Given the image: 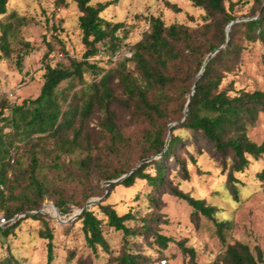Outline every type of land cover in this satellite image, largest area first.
<instances>
[{
	"label": "rangeland",
	"instance_id": "374dc122",
	"mask_svg": "<svg viewBox=\"0 0 264 264\" xmlns=\"http://www.w3.org/2000/svg\"><path fill=\"white\" fill-rule=\"evenodd\" d=\"M97 3H107L100 17L123 23V30L118 31L120 40L114 51L107 39L97 42V52L88 58V62L97 64L99 71H86L82 79L62 81L57 88L60 98L62 94L68 98L74 94L81 97L89 84L108 71L114 73L121 69L123 64L137 76L134 62L126 59L131 57L134 44L148 31L149 16L161 15L165 25L181 23L195 28L204 22L203 9L194 6L190 0H91L89 4L95 6ZM251 4L252 0H224L228 13L242 20L244 18L240 16L248 13ZM81 14L72 0L57 4L55 0H7L6 12L0 14V37L3 25H11L6 38L8 54L0 50V129L3 133L12 130L9 126L3 127L7 122L1 120L2 116L9 115L13 105L38 95L47 64L67 67L70 59L82 60L87 46L82 42L79 27ZM225 33L228 38L229 30ZM241 42L239 53L229 56V70L224 72L219 89H228L230 93L238 89L264 91V47L259 42L243 39ZM111 84L115 95L123 97L116 78ZM179 100L180 96H176L171 104L175 111L172 116L181 114ZM112 107L124 130L141 140L146 125L135 122L124 103L116 101ZM101 115L96 108L83 129V133L89 135L90 150L82 146L70 154L62 153L56 157L58 152L52 150V139L44 142V151L38 150L39 164L34 176L46 186L44 198L38 211L16 213L0 226L3 229L20 219L11 233L4 235L0 230V264H45L47 239L40 236L45 229L52 234L53 259L50 264H116L125 252L136 254L141 264H159L162 257H166L167 264H224V252L235 242L247 245L253 255H256V249L264 250V181L258 178L264 170V155L248 156L247 166L232 173L236 179L233 194L225 182L227 172L221 156L201 136L194 135L179 121H171L168 125L174 129L170 136L167 133L168 139L173 136L179 139L173 154L167 158L159 155L149 158L162 164L163 182L152 184L136 179L130 187L114 183L109 189L108 185H103L106 171L116 167L133 168L142 162H148L145 172L154 175L156 169L149 159L138 160L142 152L138 147L130 148L121 157L110 153ZM247 135L255 143L264 141L263 113H259L255 123L248 127ZM25 143L24 139L18 138L11 152L14 161H11L13 168L8 170V177L15 194L6 204L12 210L23 202V193H30L27 172L30 155ZM86 155L93 157L88 176L83 175L79 167V161ZM170 184L218 208L217 217L229 222L222 239L210 219L195 213L185 201L169 193ZM4 193L7 194V190ZM88 194H97L91 199L104 196L101 202L88 209L103 219L101 231L107 250L101 246L91 249L87 245L81 219L61 222L84 205V197ZM60 199L67 211L63 214L54 203ZM99 203L112 205L119 215L127 211L133 213L135 218L126 222L133 233L124 237L120 230L107 226ZM52 205L61 221L55 217ZM33 215L37 218H32ZM0 217H5L1 209ZM157 234L167 239L165 246L156 240Z\"/></svg>",
	"mask_w": 264,
	"mask_h": 264
},
{
	"label": "trees",
	"instance_id": "16d2710c",
	"mask_svg": "<svg viewBox=\"0 0 264 264\" xmlns=\"http://www.w3.org/2000/svg\"><path fill=\"white\" fill-rule=\"evenodd\" d=\"M72 1L76 2L82 13L78 18L79 27L82 42L87 46L82 60L70 59L67 67L47 64L38 95L34 99L24 100L20 105H13L9 109V115L2 116L1 119L7 122L3 127L9 126L12 130L11 133H3L0 129V209L5 216L3 218L10 219L19 212L40 209L46 186L35 178L34 172L39 164L38 150H45L44 142L47 139H52V150L58 152L56 157L62 153L70 154L82 146L90 150L91 141L89 135L83 133V129L96 108L102 114L101 124L108 140L109 152L121 157L130 148L138 147L142 150L138 160L149 159L153 155L167 158L173 154V148L179 139L174 136L168 139L167 133L170 136L174 129L168 123L179 121L181 126L194 135L201 136L221 156L227 172L225 182L234 194L236 179L232 173L247 166L248 156L258 158L264 155V141L255 143L247 135L248 127L255 123L258 114H264V91L238 89L230 93L228 89L219 87L224 72L229 70V56L239 53L242 39L259 42L264 47V0H252L248 13L240 16L244 19L230 26L228 38L225 28L236 18L225 9L224 0H190L194 6L201 7L204 11V22L195 28L181 23L165 25L161 15H151L148 19V31L134 44L131 57L126 59L134 62L137 76L123 64L121 69L114 73L108 71L89 84L81 97L74 94L68 98L61 93L60 98L57 88L62 81L82 79L86 71H99L97 64L88 62V58L97 52L95 44L107 39L110 49L114 51L120 40L118 31L123 30L122 22H111L100 17L99 14L107 3L91 6V0ZM60 2L62 0H55L56 4ZM6 3L7 0H0V14L6 12ZM10 28V24L3 25L0 37V50L5 54L9 51L6 38ZM212 51L215 52L199 74L205 56ZM262 58L264 61V54ZM114 78L121 86L123 97H117L114 93L111 84ZM176 96H180L181 114L172 116L175 111L171 109V104ZM188 96L190 97L184 110ZM116 101L124 103L130 109L135 122L146 125L142 130L143 135H140L141 140L136 135H129L117 120L112 107ZM38 134L42 135L35 137ZM18 138L24 139L29 147L30 163L27 172L30 176V193H23V202L12 210L6 204L15 194L8 170L13 168L11 152ZM150 161L156 169L154 175L145 172L148 162H142L133 168L116 167L112 171H106V181L128 173L120 182L109 183V189L113 188L114 183L130 187L136 179L152 184L162 183V164L158 165L157 160ZM92 164L91 155H86L79 161L83 175H90ZM258 178L264 181V170L258 174ZM5 190L7 194L4 193ZM168 190L171 195L185 201L195 213L210 219L219 238H223L229 222L217 217L218 208L215 205L206 203L204 199L194 198L172 184ZM94 195H86L85 203ZM54 203L60 214L67 212L63 200H56ZM98 207L106 218L107 226L120 230L124 237L133 233V229L126 225V222L135 218L133 213L127 211L119 215L110 204L99 203ZM32 218L37 216L33 215ZM76 218L81 219L87 245L91 249L101 246L107 250L108 245L101 231L103 219L96 217L88 207ZM19 222L20 219H16L0 230L4 235L11 233ZM40 236L47 239L45 264H50L53 259L52 234L45 229ZM156 240L165 246L167 239L157 234ZM189 252L192 254L191 250ZM223 255L224 264H264V250L256 249V255H253L248 246L240 242L228 245ZM116 264L141 263L136 254L125 252L118 257Z\"/></svg>",
	"mask_w": 264,
	"mask_h": 264
},
{
	"label": "water",
	"instance_id": "95a60500",
	"mask_svg": "<svg viewBox=\"0 0 264 264\" xmlns=\"http://www.w3.org/2000/svg\"><path fill=\"white\" fill-rule=\"evenodd\" d=\"M239 20H242V19H235V20L231 21V22L227 25V27H226V32H228L230 26H231L234 22L239 21ZM221 47H222V46H220V48H221ZM215 51H216V50H215ZM215 51H212L211 53H209V54H207V55L205 56L204 61H203L202 66H201V69H200V71H199V74H200V73L202 72V70L204 69V66H205L207 60L210 58V56H211ZM189 97H190V96H188V98H187V101H186V104H185L184 110L186 109V105H187V102H188V100H189ZM130 172H131V171H130ZM127 175H128V173L123 174V175H121L120 177H118V178H116V179H114V180L106 181V182H104L103 185H104V186H107L109 183H112V182H120V181H121L125 176H127ZM103 198H104V196L88 200V201L84 204V206H83L82 208H80L75 214H73V215H72L69 219H67L66 221H61V220L59 219L58 212H57L56 208H55L53 205H52V207H53L54 212H55V217H56L59 221H61V222H67V221H70V220L75 219L76 217H78V216L83 212V210H84L86 207L91 206L92 204L101 201ZM30 213H34V212H30Z\"/></svg>",
	"mask_w": 264,
	"mask_h": 264
},
{
	"label": "built area",
	"instance_id": "2783aa9c",
	"mask_svg": "<svg viewBox=\"0 0 264 264\" xmlns=\"http://www.w3.org/2000/svg\"><path fill=\"white\" fill-rule=\"evenodd\" d=\"M5 222V219L3 217H0V226L3 225V223ZM159 264H167V259L166 257H162L158 260Z\"/></svg>",
	"mask_w": 264,
	"mask_h": 264
},
{
	"label": "bare ground",
	"instance_id": "6f19581e",
	"mask_svg": "<svg viewBox=\"0 0 264 264\" xmlns=\"http://www.w3.org/2000/svg\"><path fill=\"white\" fill-rule=\"evenodd\" d=\"M55 213V212H54ZM55 215V214H54Z\"/></svg>",
	"mask_w": 264,
	"mask_h": 264
}]
</instances>
